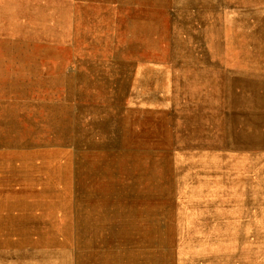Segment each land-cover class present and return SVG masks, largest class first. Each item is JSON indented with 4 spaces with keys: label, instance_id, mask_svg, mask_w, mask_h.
Segmentation results:
<instances>
[{
    "label": "rangeland",
    "instance_id": "1",
    "mask_svg": "<svg viewBox=\"0 0 264 264\" xmlns=\"http://www.w3.org/2000/svg\"><path fill=\"white\" fill-rule=\"evenodd\" d=\"M0 264H264V0H0Z\"/></svg>",
    "mask_w": 264,
    "mask_h": 264
},
{
    "label": "bare ground",
    "instance_id": "2",
    "mask_svg": "<svg viewBox=\"0 0 264 264\" xmlns=\"http://www.w3.org/2000/svg\"><path fill=\"white\" fill-rule=\"evenodd\" d=\"M213 134V133H212ZM202 138V137H201ZM238 200V199H237ZM230 201V200H229ZM223 204V203H222ZM23 221V220H22ZM18 222V221H17ZM19 228V227H18ZM19 230V229H18ZM21 231V229L18 231V232H20ZM26 232V231H25ZM24 234V233H23ZM24 236V235H23ZM23 236H22V238H23Z\"/></svg>",
    "mask_w": 264,
    "mask_h": 264
}]
</instances>
